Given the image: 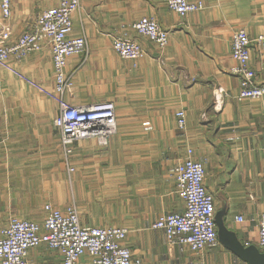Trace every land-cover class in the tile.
I'll return each instance as SVG.
<instances>
[{
    "label": "crops",
    "instance_id": "crops-1",
    "mask_svg": "<svg viewBox=\"0 0 264 264\" xmlns=\"http://www.w3.org/2000/svg\"><path fill=\"white\" fill-rule=\"evenodd\" d=\"M203 9L180 16L164 0H80L71 36H84L87 55L67 59L71 84L64 96L74 107L115 106L117 130L107 147L81 140L68 171L53 130L57 102L0 69V230L10 216L41 223L46 203L76 204L89 226H121L140 264H249L219 236L231 234L244 247H258L257 216L264 212V96L237 100L239 79L229 73L233 32L264 36V0H191ZM58 0H12L7 21L12 44L40 10ZM155 18L169 31L160 49L131 24ZM125 33L145 51L137 60L113 50L110 33ZM13 66L54 89L49 48ZM249 65L264 85V49L253 46ZM183 110L185 127L175 113ZM192 150L203 163L204 186L214 199L216 240L197 254L167 242L151 227L158 215L180 211L171 170ZM75 206V205H74ZM241 215L243 222L235 217ZM30 264H61L57 250L31 248ZM83 259L80 260L82 262Z\"/></svg>",
    "mask_w": 264,
    "mask_h": 264
},
{
    "label": "built area",
    "instance_id": "built-area-1",
    "mask_svg": "<svg viewBox=\"0 0 264 264\" xmlns=\"http://www.w3.org/2000/svg\"><path fill=\"white\" fill-rule=\"evenodd\" d=\"M11 1L0 0V69L11 73L27 86L57 102L58 110L53 119V130L58 135L61 154L68 171H73L70 159L81 140H93L100 148L107 147L116 133L117 120L112 102H99L74 107L64 99L70 87L65 75L67 59L73 55H87L84 36L72 37L71 16L80 8V0H58L56 7L40 10L29 27L16 41L7 44L10 31L7 21L11 15ZM170 10L180 16L200 11L203 4L191 0H164ZM132 30L158 48L168 43L169 31L155 18L142 17L131 24ZM113 50L122 59L137 60L145 55L141 44L125 33H110ZM46 45L49 48L54 89L50 90L17 70L10 58L20 61L29 54L38 52ZM253 46L264 49V36L251 38L243 29L233 32L230 41V56L234 65L229 73L239 79L236 99H259L264 96V85L256 80L250 67V51ZM179 129L185 127V113H175ZM264 152V143L262 146ZM264 171V168H263ZM174 193L182 201L180 211L162 213L152 223L153 229L162 230L167 242L200 253L216 240L214 199L204 186L203 163L192 158V150L175 163L171 171ZM41 223L12 216L0 230V264H30L27 253L31 248L45 246L57 250L61 264H140V259L123 244L127 230L121 226H89L81 222L74 205L58 209L49 203L43 205ZM243 222L241 215L235 217ZM258 247L264 251V212L257 216ZM83 259L82 262L80 260Z\"/></svg>",
    "mask_w": 264,
    "mask_h": 264
},
{
    "label": "water",
    "instance_id": "water-1",
    "mask_svg": "<svg viewBox=\"0 0 264 264\" xmlns=\"http://www.w3.org/2000/svg\"><path fill=\"white\" fill-rule=\"evenodd\" d=\"M220 238L223 242L236 252L241 258L245 259L249 264H264V253H260L256 248H244L231 234L220 230Z\"/></svg>",
    "mask_w": 264,
    "mask_h": 264
},
{
    "label": "rangeland",
    "instance_id": "rangeland-1",
    "mask_svg": "<svg viewBox=\"0 0 264 264\" xmlns=\"http://www.w3.org/2000/svg\"><path fill=\"white\" fill-rule=\"evenodd\" d=\"M61 156H62V154H61ZM62 158H63V157H62ZM71 159H72V158H71ZM71 159H70V160H71ZM69 163H70V162H69ZM172 169H173V168H172ZM171 171H172V170H171ZM69 172H71V171H69ZM73 205H75V207L77 208L76 204H73ZM0 213H1V212H0ZM13 216H14V215H13ZM10 217H12V216H10ZM10 217H9V218H10ZM16 217H17V216H16Z\"/></svg>",
    "mask_w": 264,
    "mask_h": 264
}]
</instances>
